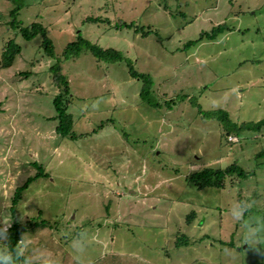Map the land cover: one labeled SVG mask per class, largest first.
I'll list each match as a JSON object with an SVG mask.
<instances>
[{
	"label": "rangeland",
	"instance_id": "obj_1",
	"mask_svg": "<svg viewBox=\"0 0 264 264\" xmlns=\"http://www.w3.org/2000/svg\"><path fill=\"white\" fill-rule=\"evenodd\" d=\"M21 7L16 21L46 27L54 52L43 54L40 36L18 35L8 25L11 3L0 0V58L8 40L20 48L12 66L0 68L2 228L12 221L14 190L37 171L32 163L47 174L16 207L20 222L49 223L28 230L24 255L75 264L72 245L84 240L85 264H264V128L226 142L218 121L198 113L223 110L237 124L264 118V0H21ZM220 24L228 30L199 40ZM79 36L122 60L88 50L65 58ZM57 62L68 82L72 140L54 130L60 91L49 67ZM130 69L151 79L160 107L141 100L142 81ZM233 162L248 175L223 189L186 181ZM234 202L244 204L239 218ZM182 237L188 242L176 245Z\"/></svg>",
	"mask_w": 264,
	"mask_h": 264
},
{
	"label": "trees",
	"instance_id": "obj_2",
	"mask_svg": "<svg viewBox=\"0 0 264 264\" xmlns=\"http://www.w3.org/2000/svg\"><path fill=\"white\" fill-rule=\"evenodd\" d=\"M11 3L12 8L9 10L8 15L12 19L9 22V26L16 30V33L20 35L25 40H30L35 36L41 37L40 48L43 54L47 57H54L53 45L48 37V32L46 27L38 22H32L28 26H21L20 22L16 21V16L19 14L21 10V0H7ZM89 21H96L95 19H87ZM118 26V24H116ZM125 27H134L132 23L124 24ZM225 30H228L225 24H220L212 28L209 33H200L199 40L206 38L208 40L215 39L219 34L223 33ZM195 42H188L187 46L194 45ZM82 50H88L95 58L109 61V62H117L122 60V55L114 49H102L97 45L91 44L90 42L82 39L80 36L77 37V40L69 42L66 44L63 52V56L65 58H73L76 57ZM20 53L19 46L14 42L13 39H10L4 45V49L1 53L0 58V68L5 69L12 66L15 58ZM49 72L51 74V79L53 84L58 88L60 93L53 98L52 104L55 110L54 119L57 121V125L55 127V133L63 138L75 139V135L72 133L73 121L71 115L67 112L68 106L70 104V96L68 90V82L66 77L61 73V68L58 62L49 67ZM129 75L132 78H137L142 81V88L139 92V96L143 102L148 104L153 108L160 107V104L156 102L150 96V90L152 87L151 79L145 74H138L132 69L129 70ZM167 106V102H165ZM198 113L202 114L204 118L213 119L218 121L222 130L225 134V141L227 142V138L229 135L233 134L238 136L240 133L252 132L256 133L261 131L264 128V118L257 122H249L237 124L232 122L229 119L227 112L223 110H216L212 112H202L198 109ZM233 143V142H228ZM259 154H257L258 156ZM256 156V157H257ZM32 165L37 169L36 173L33 176H30L26 179V181L18 186L11 197L10 201V217L11 223L6 228L7 231V244L4 245L5 250L9 255L12 256L13 264H23L22 257H25L22 248L20 247V239L23 238L29 229L38 226H49L47 221H37V218H30L24 222H20L16 217V207L18 201L21 197L22 192L28 187V185L35 181L36 179L47 177V174L43 171L42 167L37 163H32ZM248 175V172L243 170L239 165L235 162L229 164L225 167H205L199 171L193 172L188 175L186 181L187 183L196 188H216L223 189L225 188L227 179L229 180L231 177H235L237 179H244ZM0 228H2L0 226ZM188 240L186 237H182L181 239H177L176 245L186 244Z\"/></svg>",
	"mask_w": 264,
	"mask_h": 264
},
{
	"label": "clouds",
	"instance_id": "obj_3",
	"mask_svg": "<svg viewBox=\"0 0 264 264\" xmlns=\"http://www.w3.org/2000/svg\"><path fill=\"white\" fill-rule=\"evenodd\" d=\"M230 211L234 217L239 218L244 211V204L240 202H234L231 205ZM7 240L8 237L6 229L0 228V264H13L12 256L9 255L3 248V245L8 243ZM20 242L23 248H27V246L23 244V238L20 239ZM86 248L87 244L84 242V240H77L72 245L75 264H85L84 252ZM22 259L23 264H35L31 251H29L27 256L22 257Z\"/></svg>",
	"mask_w": 264,
	"mask_h": 264
},
{
	"label": "built area",
	"instance_id": "obj_4",
	"mask_svg": "<svg viewBox=\"0 0 264 264\" xmlns=\"http://www.w3.org/2000/svg\"><path fill=\"white\" fill-rule=\"evenodd\" d=\"M228 139H230V140H234V138H231L230 136L228 137Z\"/></svg>",
	"mask_w": 264,
	"mask_h": 264
}]
</instances>
